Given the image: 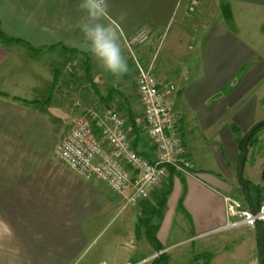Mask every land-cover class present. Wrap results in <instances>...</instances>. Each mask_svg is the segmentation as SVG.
<instances>
[{"label":"crops","instance_id":"obj_1","mask_svg":"<svg viewBox=\"0 0 264 264\" xmlns=\"http://www.w3.org/2000/svg\"><path fill=\"white\" fill-rule=\"evenodd\" d=\"M79 2L0 0V29L17 39L0 41V264H72L123 207L122 197L105 182L84 180L55 154L56 144L86 108L95 105L103 112L107 104L115 102L118 108L123 102L131 115L120 111L127 118L131 146L154 159L122 35L146 24L158 36L149 56L164 87L174 85L165 89L194 165L188 173L173 169L165 180L172 183L156 232L161 251L167 253L178 243L172 242L175 218L187 227L185 240L193 241H204L201 234L225 224L224 197L240 189L239 136L264 119V0H200L192 14L187 11L189 0H108L104 22L118 27L129 66L119 77L86 50L78 27L84 18ZM121 13H126L123 22ZM163 45L165 57L159 54ZM110 90L115 95L107 102L102 96ZM258 143L248 147L243 176L262 184L255 170L261 159ZM123 167L134 175L128 165ZM159 188L132 205L128 218L134 227ZM134 227L127 235L120 230L104 240L96 264L148 260L155 253L149 242L152 253L138 261H131L134 252L126 250L135 243ZM237 228L248 234L244 248L230 250L223 237L202 242L199 251L212 254L208 264H239L236 254L244 256L246 264H258L252 249L255 228L241 225L211 235ZM140 236L146 239L144 227Z\"/></svg>","mask_w":264,"mask_h":264},{"label":"built area","instance_id":"obj_2","mask_svg":"<svg viewBox=\"0 0 264 264\" xmlns=\"http://www.w3.org/2000/svg\"><path fill=\"white\" fill-rule=\"evenodd\" d=\"M196 4V0H190L187 10H192ZM151 37L152 29L145 24L122 35V41L136 69L135 92L142 105V125L155 149L154 159H147L131 146L127 118L115 102L107 104L103 112L95 105L86 108L55 146V154L65 166L84 180L97 178L105 182L122 197L123 207L137 204L148 198L151 190L161 187L167 179L169 167L188 173L194 166L180 138L179 115L165 89L172 90L174 85L166 83L164 87L154 71L153 60L141 61L132 51L133 46L148 43ZM124 164L130 167L133 176L126 173ZM224 200L225 224L200 237L236 226L254 228L256 222L264 223V201L253 213L248 205L240 207L229 196Z\"/></svg>","mask_w":264,"mask_h":264},{"label":"rangeland","instance_id":"obj_3","mask_svg":"<svg viewBox=\"0 0 264 264\" xmlns=\"http://www.w3.org/2000/svg\"><path fill=\"white\" fill-rule=\"evenodd\" d=\"M196 1H197V4L193 7L192 10L188 9L187 10L188 13L192 14L199 8L200 0H196ZM152 33H153V31H152ZM158 39H159L158 36L153 35V37H151L150 42L145 43V44H141V45L133 46L132 51H133L134 55L136 57H138L141 61L143 60L144 62L149 61V59L151 60V56H149V54H151V52L153 54L154 51L156 50L158 43H159ZM166 51H167V48L165 45H163V48L161 49V52H159V54H161L162 57H165ZM128 57L132 63L133 68L135 69L132 57H131L129 52H128ZM154 71H155V69H154ZM136 75H137V73H136V69H135V72L131 75L132 80H133V77L135 79ZM259 105H261V104H259ZM260 107L262 109H260V108L259 109L262 112H264V105H262ZM262 120H264V119H262ZM261 130H259L256 133L255 139L250 144V145H252L253 143L259 142L258 143L259 148H258L257 152L259 153V155H261V159H257V161L255 163V166H256L255 170H257V169L259 170V175H260V172H261V169L263 166L262 164H264V138L261 137ZM242 136H244V134L239 136V139ZM247 162H248V159L246 160V163ZM238 163H239V161H238ZM237 184H238V182H237ZM262 185H264L263 182H262ZM238 186H239L238 188H240V189L238 190L237 194L230 193L229 198L231 200L237 202V204L240 207H242V206H245L244 197H243L244 194L242 193L241 186L239 184H238ZM263 201L264 200H262L261 202H263ZM123 203L124 202L120 203L121 206L123 205ZM132 208H133L132 205H125L124 207L120 208L117 212H115L112 219L110 220V222L107 223L100 230H97V232L94 235V240L88 246L87 250L81 256H79V258H77L74 262H72V264H96L99 260V256H98L97 252H98L100 245L102 244V242L104 240H106L107 238H111L115 232L118 233L120 230H121V234L123 236L125 234L127 235V231L129 229L133 231L134 223L132 222V220L130 218H128V217H130V214H131L130 210ZM128 219H130V220L128 221ZM137 226H138V228H137ZM137 226L135 224V227H134L135 233H136L135 243L133 245H131L130 248H126V250L134 252V258L131 260L134 262L138 261L142 257L149 256L153 251L152 247H150V244L145 239V237L140 236L141 235V228L144 227V222H142L139 219V222H137ZM139 226H140V228H139ZM236 227H238V226H236ZM236 227H233V228H236ZM254 228H255V231H257L256 227H254ZM229 229H231V228H229ZM173 231H175V234H174V237H173L174 239L172 240V242L178 241V243L175 244L174 246H172L170 248L169 252L165 253L164 262L166 264H197L196 261H194V257H195V255H199V254L204 253V252L199 251L200 250L199 247H201L202 242H211L213 240H219L220 237H223L226 239V245L230 247V250H235L237 247L244 248L246 241H247V238H248V234L246 233V231L243 228H239V229L237 228V229H233V230L229 231L232 233H223V234H220V235H217L214 237H213V235H207L206 237L201 238V239H204V241L203 240L202 241L185 240L189 236V234L187 232V227L185 226V224L183 222H180L177 218H175V223L173 224ZM197 240H199V239H197ZM253 245H254V247L252 249L256 253L258 264H262L260 261V258H259L256 235H255V241H254ZM92 252H95V254L93 255ZM248 252H250V249L248 250ZM226 253H228V252L226 251ZM229 254H230V252H229ZM236 255H238V256H236L235 258L237 261H240L239 264H246L245 263L246 261L244 260V258H245L244 256H240V254H236ZM248 255L250 256L249 253H247V256ZM152 256H149L148 260H142L138 264H152V260H153ZM200 259H202V258H200ZM200 259H198V260H200ZM198 264H200V263H198ZM234 264H237V263L234 262Z\"/></svg>","mask_w":264,"mask_h":264},{"label":"clouds","instance_id":"obj_4","mask_svg":"<svg viewBox=\"0 0 264 264\" xmlns=\"http://www.w3.org/2000/svg\"><path fill=\"white\" fill-rule=\"evenodd\" d=\"M77 7L84 14L78 27L87 43L86 50L107 72L117 77L126 74L129 66L122 51L118 27L104 22L108 13V0H80ZM125 16L126 13H121V22Z\"/></svg>","mask_w":264,"mask_h":264},{"label":"trees","instance_id":"obj_5","mask_svg":"<svg viewBox=\"0 0 264 264\" xmlns=\"http://www.w3.org/2000/svg\"><path fill=\"white\" fill-rule=\"evenodd\" d=\"M14 40H17V39L6 36L0 29V41L1 42H8V41H14ZM29 48L34 49V48H32V46H29ZM89 62L90 61L87 59L86 60V73H87V75H90V71H91ZM114 95L115 94L113 93V90H110L107 93V95L102 96V97H105V99H107V102H109V101H111V99ZM118 110L121 112H124V111L127 112V117L131 118V115L129 113L130 111L125 110V106H124L123 102L119 103ZM263 128H264V124H261L255 128V130L253 131V133L251 134V136L248 139L247 150H248V147L250 146V144L255 139L256 133ZM233 129L236 130L237 128L233 127ZM243 139H244V136H242L238 140L239 151L241 150ZM240 156H241V153H240ZM240 156H239V160H240ZM173 171H174L173 168L169 167V172L172 173ZM260 179L264 183V164H263L261 172H260ZM243 182L248 188V192H249L250 198L252 200V204L254 206V209L257 210L260 202L262 200H264V185H262L260 183H253L252 181L248 180L244 176H243ZM171 183H172V181L169 178L161 186V188L157 189V191L155 192V195H154L155 201L151 205L146 207L145 216L139 217V219L142 222H144V230H145L146 239L151 244V246L154 248L155 252H159L163 249L162 245L160 244V242L157 239L156 232H157L158 227H159L158 220L162 218L163 212H164L165 207H166V197L171 191ZM241 190H242V193L244 194V190L242 187H241ZM243 197H244L245 205H248L246 198H245V195H243ZM139 219H138V222H139ZM261 224H262V229H263V233H264V223H261ZM137 228H138V226H137ZM256 237H257V247H258V252H259V258H260L261 263L264 264V259H263L262 253L260 251V248H259L257 231H256ZM164 257H165V252L162 251L160 254H158V256L153 258L152 264H166L164 262ZM211 257H212L211 253L204 252L202 254L195 255L194 261H197L198 259L202 258V263H200V264H208Z\"/></svg>","mask_w":264,"mask_h":264},{"label":"water","instance_id":"obj_6","mask_svg":"<svg viewBox=\"0 0 264 264\" xmlns=\"http://www.w3.org/2000/svg\"><path fill=\"white\" fill-rule=\"evenodd\" d=\"M261 124H264V120L256 121L255 123H253L248 128V130L244 134V139H243L241 150H240L241 156H240L239 163L237 165V173H236L237 182L243 188L244 195H245L246 201L248 203L249 209L253 213H254L255 209H254V206L252 204V200L250 198L248 188L243 182V168H244V163H245V160L247 157L248 139L251 136V134L253 133V131L255 130V128ZM256 230H257V234H258L259 248H260V251H261L263 259H264V233H263V229H262V224L260 222H256Z\"/></svg>","mask_w":264,"mask_h":264}]
</instances>
